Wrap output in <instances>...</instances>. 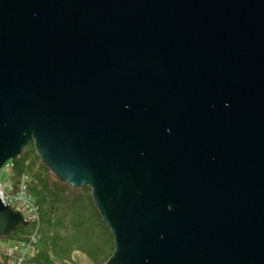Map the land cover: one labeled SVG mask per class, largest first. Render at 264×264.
I'll return each mask as SVG.
<instances>
[{"label": "water", "instance_id": "water-1", "mask_svg": "<svg viewBox=\"0 0 264 264\" xmlns=\"http://www.w3.org/2000/svg\"><path fill=\"white\" fill-rule=\"evenodd\" d=\"M30 141L103 264H264V0H0V169Z\"/></svg>", "mask_w": 264, "mask_h": 264}, {"label": "trees", "instance_id": "trees-1", "mask_svg": "<svg viewBox=\"0 0 264 264\" xmlns=\"http://www.w3.org/2000/svg\"><path fill=\"white\" fill-rule=\"evenodd\" d=\"M12 163L14 181L27 175L29 191L40 207L38 252L25 264H57L71 259L75 250L103 264L115 249L114 236L94 203L91 187L73 186L56 177L32 141ZM34 228L33 223L21 225L3 238L20 239Z\"/></svg>", "mask_w": 264, "mask_h": 264}, {"label": "built area", "instance_id": "built-area-1", "mask_svg": "<svg viewBox=\"0 0 264 264\" xmlns=\"http://www.w3.org/2000/svg\"><path fill=\"white\" fill-rule=\"evenodd\" d=\"M12 166V160H9L0 169V173L6 169V176L10 180V184L6 186L0 179V198L15 210L20 211L28 223L35 224V228L20 239H9L0 244V264H25L38 252V242L41 239L38 230L40 207L29 191V177L24 174L18 182H15Z\"/></svg>", "mask_w": 264, "mask_h": 264}, {"label": "rangeland", "instance_id": "rangeland-1", "mask_svg": "<svg viewBox=\"0 0 264 264\" xmlns=\"http://www.w3.org/2000/svg\"><path fill=\"white\" fill-rule=\"evenodd\" d=\"M6 174H7L6 169L2 170V172L0 173V179L7 186L10 184V180L9 177L6 176ZM3 241H7V239L3 237L0 238V244H2ZM57 264H97V263L91 261L84 252L80 250H75L72 254L71 259L57 261Z\"/></svg>", "mask_w": 264, "mask_h": 264}]
</instances>
